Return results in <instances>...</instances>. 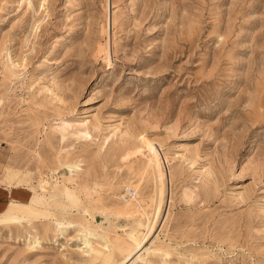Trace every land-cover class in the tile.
<instances>
[{
	"label": "rangeland",
	"instance_id": "rangeland-1",
	"mask_svg": "<svg viewBox=\"0 0 264 264\" xmlns=\"http://www.w3.org/2000/svg\"><path fill=\"white\" fill-rule=\"evenodd\" d=\"M147 141L128 264H264V0H0V264H126Z\"/></svg>",
	"mask_w": 264,
	"mask_h": 264
},
{
	"label": "bare ground",
	"instance_id": "bare-ground-1",
	"mask_svg": "<svg viewBox=\"0 0 264 264\" xmlns=\"http://www.w3.org/2000/svg\"><path fill=\"white\" fill-rule=\"evenodd\" d=\"M106 51H108V43H107V47L105 49ZM13 65H7V68L9 69V71H13L14 72V68L15 66H13V68L11 67ZM17 67V66H16ZM10 71V72H11ZM16 74V73H15ZM17 75V74H16ZM146 144L148 145V149H149V156H150V160H149V164H151V168L153 170V175L155 177V181H156V191H157V202H156V209H155V212L153 214V217L152 219H145V220H140L137 218L136 214L140 213V208L141 206L138 205L139 203L131 206L133 210H135V217L137 220H135L134 218H132L134 220V223L132 224H129V225H126V226H123V229L126 230V228H128L127 226L130 227V233L128 234V236L131 238V239H135V236L136 234L141 230V229H145V228H148L149 231L143 236V239L142 241L139 243V246L137 248V250L133 252L132 251H128V246H126L124 244L123 241L119 240V235L117 234L118 233V230H119V227L118 226H114L112 225L109 229V232H106L105 234L106 235H109L110 237L106 236V237H103V236H99L100 239H102V241L104 240L105 241V245L103 246V249L105 250H108L109 252H111V249L112 251H118L120 252L121 254L125 255V262L126 264L130 263V262H136V261H145V256L146 255H149L150 251L148 248H145V245L148 244L147 241L149 239H151L150 237L152 236V233L153 231L156 229V225H157V220L160 216V212H161V209H162V203H163V200H164V194H165V182H164V172H163V169H162V164H161V159L158 155V152H157V149L154 147L153 143L152 142H149L147 141ZM73 172V171H72ZM152 175V176H153ZM13 181V180H12ZM10 180L9 183L12 182ZM20 183H21V180H19ZM27 183V182H25ZM24 185V184H23ZM42 185V184H41ZM40 185V186H41ZM21 186V185H20ZM25 188V187H23ZM64 190V189H63ZM67 190L65 189L64 192H66ZM128 191V189H127ZM63 192V191H62ZM49 194V193H47ZM46 194V195H47ZM135 194V193H134ZM133 191H131V193H129L130 196H133ZM46 197V196H45ZM53 197V196H51ZM49 196V198H51ZM59 197V196H58ZM63 197V196H62ZM60 198V197H59ZM52 199V198H51ZM61 199V198H60ZM62 199H65V198H62ZM69 201V200H68ZM72 203V202H71ZM17 204L13 203L12 207L9 209V216H7V219L6 220H9V221H13L15 219H17L16 217V213L20 210L17 206ZM74 205V204H73ZM76 205V203H75ZM128 206V204H127ZM72 208V207H71ZM79 208V207H78ZM73 210V209H72ZM119 218H125V219H130V216H128L127 214H125L124 216L122 217H119ZM117 218V219H119ZM59 223V222H58ZM68 223V222H67ZM72 224H69L68 226H65V225H62V224H59L58 226V229L60 231H62L61 233H64L65 230H68V229H71V228H74L76 226H71ZM122 230V229H121ZM113 234V235H112ZM91 235V234H90ZM87 238H91V237H88L86 236ZM94 239H95V236H93ZM92 237V238H93ZM153 239V238H152ZM84 244L86 245V248H89V250H91L92 252H94L95 254L97 252H100L98 251L96 248H94V246L92 245V243L90 242V240H85L84 241ZM132 244V242H131ZM130 244V245H131ZM133 245V244H132ZM101 247V246H99ZM92 255V254H91ZM97 256V255H96ZM168 257V255H167ZM93 259V258H92ZM123 264V263H122ZM144 264V263H143Z\"/></svg>",
	"mask_w": 264,
	"mask_h": 264
},
{
	"label": "crops",
	"instance_id": "crops-1",
	"mask_svg": "<svg viewBox=\"0 0 264 264\" xmlns=\"http://www.w3.org/2000/svg\"><path fill=\"white\" fill-rule=\"evenodd\" d=\"M1 165V160H0ZM1 181V180H0ZM31 196L30 192L23 191L19 192L16 190H13V188L7 186L5 183L0 182V213L5 211L9 203L16 199L18 201H26Z\"/></svg>",
	"mask_w": 264,
	"mask_h": 264
}]
</instances>
